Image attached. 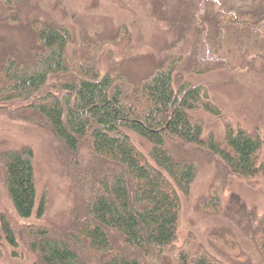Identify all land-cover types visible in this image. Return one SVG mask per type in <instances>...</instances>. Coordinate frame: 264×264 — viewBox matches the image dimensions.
Wrapping results in <instances>:
<instances>
[{
	"label": "trees",
	"instance_id": "1",
	"mask_svg": "<svg viewBox=\"0 0 264 264\" xmlns=\"http://www.w3.org/2000/svg\"><path fill=\"white\" fill-rule=\"evenodd\" d=\"M149 5L172 38L138 73L112 55L99 61L106 43L131 44L125 23L93 37L82 30L70 54L71 30L36 0H0V116L50 133L72 198L63 223L21 228L32 264H264V211L227 198L234 180L264 183L260 130L227 121L220 136L205 133L203 114H223L191 79L264 81V0ZM205 168L196 214L227 226H209L206 243L180 241L181 197ZM0 178L17 218L42 221L33 150L0 146ZM0 227L18 256L17 232L5 217Z\"/></svg>",
	"mask_w": 264,
	"mask_h": 264
},
{
	"label": "rangeland",
	"instance_id": "2",
	"mask_svg": "<svg viewBox=\"0 0 264 264\" xmlns=\"http://www.w3.org/2000/svg\"><path fill=\"white\" fill-rule=\"evenodd\" d=\"M36 1L45 12L51 14L55 21L71 30L74 43L70 48V54L76 50L82 30L93 37L97 33L108 34L113 26L125 23L130 32L131 44L127 46L124 43L114 47L106 43L104 52L99 58L101 66L105 65L112 55L117 63L124 60L132 70L144 73L147 68L144 66L146 60L148 61L151 56H161L163 52L158 53L163 49L166 41L172 38L168 30L152 17L150 0ZM54 4L58 6L56 12L53 9ZM191 79L193 82L204 84L210 90L213 100L223 114L221 118L203 114L205 133L211 132L220 136L223 132V124L229 121L240 124L248 131L258 128L264 141L263 79L256 80L257 84H254V81H251L252 78L239 79L234 75L221 72ZM137 143L140 144V142ZM0 146L12 149L29 147L33 150L38 198L41 195L46 196L47 207L42 221H37L35 218L29 221L20 220L13 211L0 178V218H7L11 227L17 232L16 238L19 242L17 256L5 242L0 227V264H32L18 233L22 227L28 225L35 224L51 229L67 220L68 203L72 199L68 196V179L60 162L57 145L54 144L50 133L42 128L0 116ZM211 176V170L205 168L196 181L191 196L187 199L181 197L180 241H184L192 234L199 242L206 243L205 231L209 226H227L224 220L208 219L197 215L195 211L196 202L205 195ZM234 195L244 201L247 206H255L259 212L264 211V183L259 187H249L245 183L234 180L231 182L227 198L231 200Z\"/></svg>",
	"mask_w": 264,
	"mask_h": 264
}]
</instances>
